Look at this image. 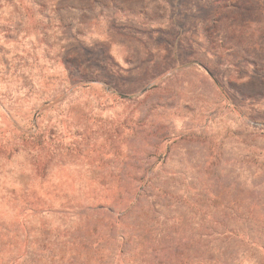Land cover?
<instances>
[{"label":"rangeland","instance_id":"1","mask_svg":"<svg viewBox=\"0 0 264 264\" xmlns=\"http://www.w3.org/2000/svg\"><path fill=\"white\" fill-rule=\"evenodd\" d=\"M0 264H264V0H0Z\"/></svg>","mask_w":264,"mask_h":264}]
</instances>
